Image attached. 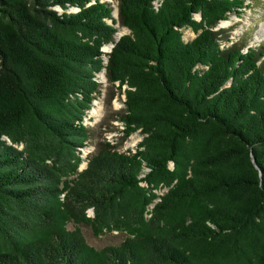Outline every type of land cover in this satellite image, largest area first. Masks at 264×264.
<instances>
[{
	"label": "trees",
	"instance_id": "1",
	"mask_svg": "<svg viewBox=\"0 0 264 264\" xmlns=\"http://www.w3.org/2000/svg\"><path fill=\"white\" fill-rule=\"evenodd\" d=\"M247 1L0 0V264H264V44L215 28ZM100 71L122 135L83 157Z\"/></svg>",
	"mask_w": 264,
	"mask_h": 264
},
{
	"label": "rangeland",
	"instance_id": "2",
	"mask_svg": "<svg viewBox=\"0 0 264 264\" xmlns=\"http://www.w3.org/2000/svg\"><path fill=\"white\" fill-rule=\"evenodd\" d=\"M106 1L113 7V14L116 17L118 0ZM247 2L249 6L242 14H229L228 18L224 20L226 23H222V20H220L215 28L224 27L228 29L232 41L244 43L246 46L264 44V35L260 30L262 27L261 23L264 22V0H248ZM69 10L74 11L77 9L75 7H70ZM116 25L118 26V24ZM126 32H128L126 27L118 26V35ZM182 35L184 40H189L195 36V33L190 28H183ZM104 48H107V44H105ZM96 78L101 83V91L93 100L92 106L83 118L84 123L89 127L88 145L82 150L83 157L87 156L89 151L93 152L99 141L108 140L111 143H118L122 135V125L117 115L124 106L123 87L119 90L117 84H110L106 80L104 71L98 72ZM141 138V133L139 130H136L122 141L119 149H133ZM85 165L86 159L81 161L79 168L81 169L85 167ZM87 212L90 215L93 213L91 208H89ZM78 225L86 241L97 248L108 244H117L125 236L124 233L117 231L104 232L98 236H94L88 225L83 223ZM72 226V224H69V227Z\"/></svg>",
	"mask_w": 264,
	"mask_h": 264
},
{
	"label": "bare ground",
	"instance_id": "3",
	"mask_svg": "<svg viewBox=\"0 0 264 264\" xmlns=\"http://www.w3.org/2000/svg\"><path fill=\"white\" fill-rule=\"evenodd\" d=\"M114 13H115V12H114ZM221 22H222V23H226V21H224V20H222ZM261 25H262V27H261L260 30L263 32V35H264V22L261 23ZM117 32H118V31H117ZM104 47H105V45H103V49H104V50H107V49H108V45H107V48H106V49H105ZM94 110H95V109H94Z\"/></svg>",
	"mask_w": 264,
	"mask_h": 264
},
{
	"label": "water",
	"instance_id": "4",
	"mask_svg": "<svg viewBox=\"0 0 264 264\" xmlns=\"http://www.w3.org/2000/svg\"><path fill=\"white\" fill-rule=\"evenodd\" d=\"M120 35H121V34L118 35L117 32H116V39H117ZM107 45H108V49H107V50H104V49L102 48V50L105 51V52H106V51H110V49H111V47H112L113 44H112V43H109V44H107Z\"/></svg>",
	"mask_w": 264,
	"mask_h": 264
}]
</instances>
